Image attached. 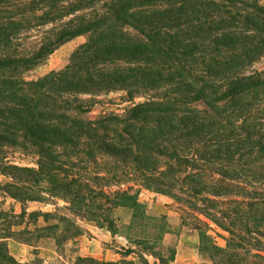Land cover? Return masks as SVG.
I'll return each instance as SVG.
<instances>
[{"label": "trees", "instance_id": "1", "mask_svg": "<svg viewBox=\"0 0 264 264\" xmlns=\"http://www.w3.org/2000/svg\"><path fill=\"white\" fill-rule=\"evenodd\" d=\"M78 37L63 69L24 79ZM263 57L264 0H0V264H25L9 239L59 248L83 221L114 235L111 211L145 217L143 192L172 201L211 264H264ZM115 92L144 100L84 117ZM138 244L125 257L174 261Z\"/></svg>", "mask_w": 264, "mask_h": 264}, {"label": "rangeland", "instance_id": "2", "mask_svg": "<svg viewBox=\"0 0 264 264\" xmlns=\"http://www.w3.org/2000/svg\"><path fill=\"white\" fill-rule=\"evenodd\" d=\"M85 41V37H78L60 46L42 64L25 73L24 79L36 80L52 71L63 69L68 64L71 53ZM252 69L264 73V57L256 62ZM143 100V98H137L133 102H128L124 92L100 95L95 98L84 117L94 120L106 113L121 114L134 103ZM8 155L15 164L31 167L34 165L31 157L21 156L16 151L9 150ZM139 201L144 205L145 217L143 215L134 221L131 217V220L124 225H119L114 220L116 225L114 235L106 228H98L93 222L83 221L80 225L85 232L74 241L67 242L59 248L55 247L52 239H35L31 245L9 239L6 242L8 251L18 262L25 264H86V262L77 261V257L92 258L97 261L92 264H130V262L131 264H143L137 255L125 257V250L131 248L137 252L142 247L138 244L140 240H148V244L164 258L169 255V250H175L174 261L167 264H211L207 255L198 250L197 233L191 227L181 225L179 214L171 200L161 195L143 192L139 196ZM57 206H63V202H58ZM2 207L4 210L12 208L16 214L21 211V205L10 199H6ZM38 210L53 212L55 206H43L39 203L27 204V212ZM126 212L132 215L130 209L127 208ZM24 222H29V220ZM44 225L43 220H39L38 226ZM29 227L34 228L32 224ZM162 232L163 236L158 240ZM216 240L219 245H224L221 238L216 237ZM144 259L147 264H160L147 254L144 255Z\"/></svg>", "mask_w": 264, "mask_h": 264}, {"label": "crops", "instance_id": "3", "mask_svg": "<svg viewBox=\"0 0 264 264\" xmlns=\"http://www.w3.org/2000/svg\"><path fill=\"white\" fill-rule=\"evenodd\" d=\"M127 208H115L111 211L113 219L119 225H124L131 220L132 215L126 212Z\"/></svg>", "mask_w": 264, "mask_h": 264}]
</instances>
